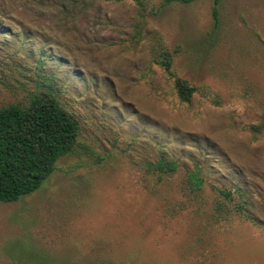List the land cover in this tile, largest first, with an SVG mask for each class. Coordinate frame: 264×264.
<instances>
[{"label":"rangeland","instance_id":"374dc122","mask_svg":"<svg viewBox=\"0 0 264 264\" xmlns=\"http://www.w3.org/2000/svg\"><path fill=\"white\" fill-rule=\"evenodd\" d=\"M38 94L77 145L0 264H264V0H0V108Z\"/></svg>","mask_w":264,"mask_h":264},{"label":"trees","instance_id":"16d2710c","mask_svg":"<svg viewBox=\"0 0 264 264\" xmlns=\"http://www.w3.org/2000/svg\"><path fill=\"white\" fill-rule=\"evenodd\" d=\"M193 1L164 0V3ZM213 15L216 16L215 10ZM163 63L168 70L170 63ZM174 88L184 103H189L195 92L178 78ZM78 135L77 120L48 94L34 95L26 105L0 108V202H16L37 191L54 171L57 160L73 153ZM162 166H158V171H162ZM167 167L175 169V166ZM192 181L198 182L196 177Z\"/></svg>","mask_w":264,"mask_h":264}]
</instances>
